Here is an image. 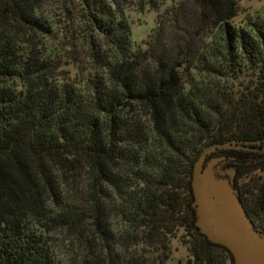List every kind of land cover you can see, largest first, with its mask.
Instances as JSON below:
<instances>
[{
    "label": "trees",
    "instance_id": "trees-1",
    "mask_svg": "<svg viewBox=\"0 0 264 264\" xmlns=\"http://www.w3.org/2000/svg\"><path fill=\"white\" fill-rule=\"evenodd\" d=\"M83 1L109 51L92 45L94 66L63 79L60 54L41 43L42 0H0V264H130V230L147 246L182 231L183 264H212L217 249L234 264L196 225L192 170L210 144L264 148V26L232 24L238 0H193L175 49L142 50L117 11ZM218 158L264 235V184L249 197L239 186L264 154L217 150L206 162ZM57 234L79 251L70 263Z\"/></svg>",
    "mask_w": 264,
    "mask_h": 264
},
{
    "label": "rangeland",
    "instance_id": "rangeland-1",
    "mask_svg": "<svg viewBox=\"0 0 264 264\" xmlns=\"http://www.w3.org/2000/svg\"><path fill=\"white\" fill-rule=\"evenodd\" d=\"M96 2L98 9L110 8L112 12L117 11L122 21L126 20L133 45L142 50H146L150 45L157 51L161 45H165L169 50L175 49L181 35L179 28L189 27L196 16L193 0H96ZM238 3L241 9L232 24L247 28V24L255 22L264 26V0H238ZM88 12L83 0H42L39 6L38 15L46 21L51 30V34L41 40V43H45L48 48L60 54L64 63L61 69L63 79L77 78L80 71L94 66L91 60L92 45L101 46V55L103 51H109L104 39L91 23ZM176 13L180 21L178 26H176L178 23L174 22ZM183 16L186 17L185 22ZM190 74L194 75L191 78L193 77L196 82H202L201 76L195 75L194 71H190ZM206 81L213 83L219 80L207 77ZM212 173L216 179L230 184L234 169L217 164ZM262 184H264V170L253 171L239 180V186L247 197ZM129 234L135 238L131 240L132 242H125V253L130 264L135 262L136 264H183L189 258L190 237L182 231L177 237L166 232L159 237L152 236L148 246L141 244L144 235L142 230L136 232L130 230ZM55 236L58 252L70 263L79 251L72 250L63 235ZM210 254L212 264H232L230 256L223 250L217 249ZM234 264H239L235 257Z\"/></svg>",
    "mask_w": 264,
    "mask_h": 264
},
{
    "label": "water",
    "instance_id": "water-1",
    "mask_svg": "<svg viewBox=\"0 0 264 264\" xmlns=\"http://www.w3.org/2000/svg\"><path fill=\"white\" fill-rule=\"evenodd\" d=\"M228 149L264 154V148L236 141L210 144L201 150L191 180L196 225L211 242L228 249L239 264H264V235L255 232L230 184L214 177L212 170L220 159L206 162L210 154Z\"/></svg>",
    "mask_w": 264,
    "mask_h": 264
}]
</instances>
